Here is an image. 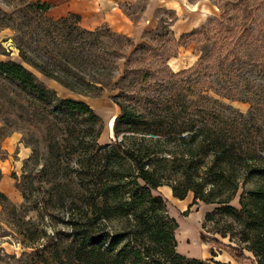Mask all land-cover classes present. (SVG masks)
I'll use <instances>...</instances> for the list:
<instances>
[{
    "label": "trees",
    "instance_id": "trees-1",
    "mask_svg": "<svg viewBox=\"0 0 264 264\" xmlns=\"http://www.w3.org/2000/svg\"><path fill=\"white\" fill-rule=\"evenodd\" d=\"M8 6L12 10L0 6V28L16 31L23 61L76 95L102 92L117 77L116 44L122 51L134 46L130 36L109 26H82L77 12L48 16L54 5L47 0ZM239 19L231 24L234 19L225 17L213 28L203 24L184 33L188 45L220 27L212 46L196 47L197 60L171 73L168 86L135 68L120 76L128 82L114 79L121 108L115 133L121 137L112 142L97 141L101 117L85 99L60 96L23 61L0 59V74L50 100L51 111L89 120L85 143L67 139L80 154L70 173L78 184L71 231L46 263L217 264L177 250L178 222L164 196L154 192L167 184L178 198L192 192L194 203L219 204L206 218L232 217L257 264H264V17ZM171 56L176 54L166 61ZM234 100L247 102L248 111L233 106ZM66 127L72 136L81 134L75 124ZM240 187L238 207L231 202Z\"/></svg>",
    "mask_w": 264,
    "mask_h": 264
},
{
    "label": "rangeland",
    "instance_id": "rangeland-1",
    "mask_svg": "<svg viewBox=\"0 0 264 264\" xmlns=\"http://www.w3.org/2000/svg\"><path fill=\"white\" fill-rule=\"evenodd\" d=\"M47 1L54 5L47 12L50 17L74 11L81 15L82 26L94 29L106 25L134 41L127 51L116 44L121 54L117 77L110 79L102 92L76 95L24 62L16 46V42L20 43L15 38L16 31L11 27L0 28V59L23 61L60 96H75L89 102L101 117L99 143L121 137L115 133L121 108L114 100L120 99V87H113L118 77L122 83L128 82V78L120 79L128 68L147 72L145 78L153 77L168 86L173 80L171 73L187 69L197 60L196 47L212 46L220 27L209 32V39L204 41L202 35H197L196 41L188 45L183 44L188 41L182 38L184 33L202 29L203 24L213 28L217 20L225 17L234 19L231 24L244 15H250L251 20L264 17V0ZM15 3L16 0H0L5 10H12L8 4ZM174 54L166 61L167 56ZM49 101L0 74V168L6 173L0 185L6 195L0 194V264H57L45 260H52L60 247V238L68 237L71 231L68 220L78 184L70 179V173L75 171V161L80 155L71 140L85 143L89 139L91 135L86 133L89 120L78 114L60 116L49 109ZM231 103L242 111L249 109L247 102ZM72 124L82 129L79 137L68 134L66 126ZM10 131L13 139L8 148L4 135ZM69 137L71 140H67ZM91 186L90 182L88 187ZM242 191L240 187L233 205L240 206ZM154 192L164 196L170 216L178 222L175 235L181 253L217 264H257L254 253L241 238L240 225L232 217L216 214L213 219L206 218L219 204L202 200L194 203L192 192L178 198L167 184Z\"/></svg>",
    "mask_w": 264,
    "mask_h": 264
},
{
    "label": "crops",
    "instance_id": "crops-1",
    "mask_svg": "<svg viewBox=\"0 0 264 264\" xmlns=\"http://www.w3.org/2000/svg\"><path fill=\"white\" fill-rule=\"evenodd\" d=\"M120 17H121V15H120ZM11 133H13L12 131H10L9 133H7V134H5L4 136L6 137V139H5V144L7 145V142H8V148H11V140L13 139V135L11 136ZM10 135V136H9ZM17 139L19 140V139H21V137L20 136H17ZM21 143V142H20ZM24 146H25V149H27L26 148V144H24ZM28 147V146H27ZM6 175V173L5 172H2V170H1V168H0V185H2L1 183L3 182V176L4 175ZM5 177V176H4ZM0 194H4L2 191H1V188H0ZM5 195V194H4ZM3 196V195H2ZM6 196V195H5Z\"/></svg>",
    "mask_w": 264,
    "mask_h": 264
}]
</instances>
